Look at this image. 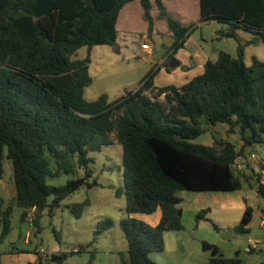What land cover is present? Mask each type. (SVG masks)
Wrapping results in <instances>:
<instances>
[{"label": "trees", "instance_id": "16d2710c", "mask_svg": "<svg viewBox=\"0 0 264 264\" xmlns=\"http://www.w3.org/2000/svg\"><path fill=\"white\" fill-rule=\"evenodd\" d=\"M137 0H0V245L13 231L14 207L21 221L35 211L36 237L43 230V213L52 218L55 209L84 186L93 188L91 153L118 144L123 154V187L116 197H126L127 218L120 223L128 243L129 258L121 264H158L150 259L165 249L167 232L185 231L180 192H234L243 187L244 175L234 166L246 148L264 145V61L245 62V31L264 43V0H200V22L226 24L219 31L238 41L237 56L221 52L209 60L204 72L184 86H154L155 72L136 92L110 100L106 94L89 101L90 53L96 46H117V22L121 10ZM149 32L154 30L151 0H138ZM161 19L174 39L172 50L183 48L193 25H183L168 14L162 0H155ZM83 48L88 55L73 57ZM218 125L240 135L242 147L229 139L213 137L212 145L198 142ZM213 132V131H212ZM12 162L16 195H1L4 160ZM84 176L55 186L49 178ZM264 196V185H259ZM89 199L69 206L81 218ZM49 209V211H46ZM161 213L152 226L136 215ZM202 210L196 220L207 221ZM253 209L247 207L230 234H250ZM113 227L99 222L92 242ZM57 240L59 233L54 231ZM209 264H243L226 258L215 245L203 242ZM18 251V250H17ZM81 253V252H80ZM97 251H90L94 264ZM73 253L46 256L49 264H64ZM33 264V263H29ZM42 264V263H41ZM264 264V262L262 263Z\"/></svg>", "mask_w": 264, "mask_h": 264}, {"label": "crops", "instance_id": "0c3cea01", "mask_svg": "<svg viewBox=\"0 0 264 264\" xmlns=\"http://www.w3.org/2000/svg\"><path fill=\"white\" fill-rule=\"evenodd\" d=\"M151 1L153 3L151 14L155 24L153 32H149L148 22L144 16V9L140 1L137 0L126 5L120 12L116 26L118 32L117 46H96L92 49L90 53V75L93 82L85 90V96L89 101H95L103 94L108 95L110 100H115L130 92H136L148 79L151 71L155 72L154 86L157 88L171 85L184 86L204 72V66L211 58L202 51L204 50L203 47L196 42L193 45H196L202 51L201 53L198 49L201 53L198 63L190 57L187 62L189 68L192 69L189 72L190 76L184 74L180 82L179 79H175V71H178L179 68L185 65L184 61L187 55L182 54V49L179 50L176 57L179 64L171 65L170 61L174 55V51L172 50L174 39L169 31L167 21L161 19L159 16L160 13L155 0ZM162 1L171 17L183 25H193L187 40L194 34L196 29L203 26L202 24L204 23L200 22V0ZM244 36L248 37V35ZM145 43H149L150 49L142 48ZM83 49L86 51L81 54L79 59H83L88 55V50L86 48ZM258 53L263 54L261 47H259ZM252 56L253 52L249 56L250 60H246L247 65H251ZM197 69L198 74L192 76V73ZM218 126H223L227 132L229 131V127L226 125ZM232 135H235V137L231 136V138L224 139L234 142L238 149H240L243 143L240 141L239 133L236 131ZM200 143L212 145V143L206 144L202 141ZM252 154H256L258 160L252 161L250 159ZM238 164L241 167L239 172L244 175L242 189L234 191L237 195L231 201L221 196V205L209 207L211 212L207 215V218L211 219L219 227L220 232L216 231L209 222L204 220L198 222L196 220L197 214L201 212L200 208L196 207L194 211H190L194 219L191 229L193 232H200L201 234L198 233V235L194 236L186 235L185 233L189 232V229H187L185 224L186 211H183L185 231L167 232L165 234L164 251L153 254H166L168 252V255L158 257L156 263L172 264L171 260L179 254L185 257L183 264H209L210 253L204 251V249L201 252L195 250V245L193 247L195 242H198L201 246L203 242L215 245L224 257H239L242 259L243 264H262L264 262V196L259 192V185H264V148L260 149L257 145L246 148L244 156L239 158ZM247 207L253 209V218L249 225V237L246 240L241 237H232L233 239L229 236L227 238L224 237V231L230 232V229L239 224ZM157 213H159L158 223L161 213L159 211ZM21 214L22 211H15L12 233L15 232L16 228L22 233V224L24 222L21 221ZM34 214L35 211H29L28 220L25 222L28 224L25 242L30 244L34 237L37 246L34 250L18 249V252H13V254L8 252V255L11 256L10 261L13 264H45L46 256L61 253L53 251L50 254L38 247L39 240L36 237V228L32 225ZM46 214L47 212H44L43 217ZM182 233L183 235H181ZM250 240L253 241V244L249 242ZM168 241H170L169 247ZM84 251L82 247L72 251L71 253L74 255L69 256L64 264H88L89 259L81 255ZM172 254L173 257L171 256ZM195 255L201 257L200 261L195 258ZM94 264H97V260Z\"/></svg>", "mask_w": 264, "mask_h": 264}, {"label": "rangeland", "instance_id": "374dc122", "mask_svg": "<svg viewBox=\"0 0 264 264\" xmlns=\"http://www.w3.org/2000/svg\"><path fill=\"white\" fill-rule=\"evenodd\" d=\"M194 31L189 39L185 42L182 49V54L187 55L184 61L185 65L175 71V79L181 81L184 74L187 76L192 70L189 68L187 62L190 57L198 63L201 57L202 51L206 53L212 60L216 61L221 52L228 53L233 57L237 56L238 41L232 38H224L220 35L219 31L226 30L227 25L221 24L215 21L206 22L202 24ZM248 35V37L244 36ZM241 42L245 45V62L250 60V54L253 52L252 58H257L264 61V44L259 41V37L240 31L239 33ZM253 37V38H252ZM200 44L204 50L201 51L195 43ZM261 47L263 54L258 53V49ZM179 49V50H181ZM200 50V52L198 51ZM178 50V51H179ZM85 49L80 50L73 59H79L81 54L85 53ZM177 51V52H178ZM174 53L172 60L179 62L176 57L178 53ZM171 60V61H172ZM170 61V62H171ZM169 62V64H170ZM198 74V69L192 73V76ZM223 126L210 129L205 135H203L198 142H204L206 144H213L212 135L217 138H231L235 135L229 134ZM213 131V132H212ZM260 149L264 148V145H257ZM123 148L118 144L103 148L101 152H94L90 154V157L94 159V164L91 165L93 170L92 178L90 182L95 180L97 185L93 188L84 186L80 191L76 192L68 199L61 203V206L55 209L54 217H50L46 214L41 221L43 230L38 234V247L46 252H65L71 253L72 251L81 248L82 246L89 244L95 237L97 231V225L99 222L111 220L113 227L105 234L98 236L96 243L92 248L86 249L81 253L85 258L90 259V251L96 250L97 264H121V256L129 258L128 243L121 230L120 223L123 219L127 218L126 214V197H116V190L123 187ZM84 176L83 170H76L73 175H63L58 178H49L48 183L55 186L65 185L68 181ZM1 195L6 201L13 200L16 195V189L14 185V168L13 164L7 158L4 160V177L1 182ZM237 195L233 193H218V192H181L179 196L183 199L181 207L183 211H186L185 224L189 232L185 234L198 235L200 232H193L191 224L194 221L190 211H194V208L199 207L200 210H205L213 206L221 205L220 197L223 196L229 201ZM89 199L90 205L85 209V212L81 218H76L69 208V206L77 203H82ZM14 211H21L17 206L14 207ZM46 211H49L47 209ZM158 214L153 215H136L134 216L138 220L144 221L152 226L157 224ZM28 230V224H22V233L16 228L15 232L8 236V238L0 245V264H13L10 261V255L8 252H18L17 250H34L37 246L36 239L32 238V242L27 244L26 232ZM54 231L60 234L61 241L57 240ZM201 234V233H200ZM173 235V234H171ZM183 235V233L181 234ZM230 237L231 239L238 237L247 239L248 234L240 236H232L229 232L224 231V237ZM233 237V238H232ZM170 241H168V247ZM195 250L203 251V245L195 242ZM169 251V250H168ZM166 254H151L150 259L156 262L158 257H165ZM51 256V255H50ZM173 257V254L171 255ZM194 258V257H193ZM195 258L199 259V255H195ZM185 257L177 255L172 264H183ZM16 264V263H15Z\"/></svg>", "mask_w": 264, "mask_h": 264}, {"label": "built area", "instance_id": "2783aa9c", "mask_svg": "<svg viewBox=\"0 0 264 264\" xmlns=\"http://www.w3.org/2000/svg\"><path fill=\"white\" fill-rule=\"evenodd\" d=\"M142 48H143V49H150V45H149V43H145V44L142 46ZM250 159H251L252 161H256V160H258V157H257L256 154H252L251 157H250ZM240 169H241V167H240V165H239L238 162H237L236 165L234 166V170H235L236 172H238V171H240ZM249 242H250L251 244H253V241H252V240H250ZM45 264H49V263L47 262V259H45Z\"/></svg>", "mask_w": 264, "mask_h": 264}, {"label": "water", "instance_id": "95a60500", "mask_svg": "<svg viewBox=\"0 0 264 264\" xmlns=\"http://www.w3.org/2000/svg\"><path fill=\"white\" fill-rule=\"evenodd\" d=\"M174 64H179L176 60L171 61V65L174 66Z\"/></svg>", "mask_w": 264, "mask_h": 264}]
</instances>
